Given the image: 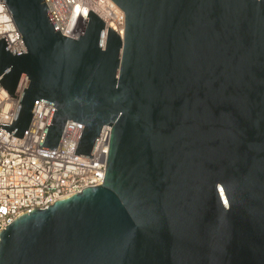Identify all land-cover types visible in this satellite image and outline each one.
<instances>
[{"label":"water","instance_id":"water-1","mask_svg":"<svg viewBox=\"0 0 264 264\" xmlns=\"http://www.w3.org/2000/svg\"><path fill=\"white\" fill-rule=\"evenodd\" d=\"M6 2L21 34L0 36V84L38 147L84 125L92 158L112 127L101 185L33 208L0 231V264H264V0H113L123 40L88 10L77 40L44 0Z\"/></svg>","mask_w":264,"mask_h":264},{"label":"built area","instance_id":"built-area-1","mask_svg":"<svg viewBox=\"0 0 264 264\" xmlns=\"http://www.w3.org/2000/svg\"><path fill=\"white\" fill-rule=\"evenodd\" d=\"M44 1L63 36L77 40L91 10L104 22L102 49L108 27L123 40L125 14L113 0ZM3 35L10 48L21 38L7 3L0 1ZM26 81L25 76L17 98L0 84V123H12ZM52 106L37 101L24 138L0 130V231L33 208L45 209L103 182L112 127L103 126L92 158L74 154L84 125L72 120L65 122L56 150L38 147Z\"/></svg>","mask_w":264,"mask_h":264}]
</instances>
